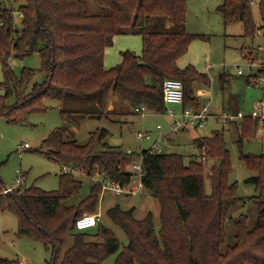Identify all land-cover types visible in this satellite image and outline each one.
Returning a JSON list of instances; mask_svg holds the SVG:
<instances>
[{
  "label": "trees",
  "instance_id": "1",
  "mask_svg": "<svg viewBox=\"0 0 264 264\" xmlns=\"http://www.w3.org/2000/svg\"><path fill=\"white\" fill-rule=\"evenodd\" d=\"M255 1L224 0L218 8L225 26L242 23L244 37L252 42L258 32L264 36V0H259L260 27L253 19ZM15 2L22 15L20 28L15 25L14 12L0 6V63L7 84L5 96H0V117L19 123L30 114L44 112L46 100L58 102L64 124L57 132L68 134L71 140L59 143L54 159L62 166L82 170L90 179L99 174L128 185L132 174L123 170L122 164L129 155L106 142L112 134L108 130L91 133L87 144L78 145L73 129L80 128L83 120L108 118L113 114L109 110L112 100L128 104L133 111L146 106L151 112L164 114L163 84L167 79L182 82L184 105L186 99L197 101L189 96V86L197 80L207 83V77L194 66H178L193 41L206 39L187 31L188 0ZM93 2L97 12L92 9ZM128 35L142 38V54L125 51L120 64L105 69L107 49L117 36ZM35 54L41 58L40 71L46 80L27 93L36 71L24 69L18 78L10 60ZM12 96L17 100L10 106L7 100ZM257 126L251 118L243 122L238 140L241 150L244 140L256 135ZM196 144L205 151L207 161L216 162L208 175L201 157L186 165L180 154L141 152L143 184L160 204V227L152 213L139 220L135 208L112 207L107 216L127 237L122 248L119 238L103 222L93 234L77 229L76 222L85 213L97 212L102 189L92 184L88 196L69 205L82 189V182L72 175L62 173L57 191L22 187L1 194L0 214L11 212L17 217V237L44 244L51 255L45 264H104L115 255V264H264V155H242L247 169L256 174L248 183L257 191L256 196L243 197L237 183L231 181L233 168L224 134L199 138ZM206 177L210 194L205 189ZM4 188L0 186V192ZM248 205L257 208L253 228L246 215L231 214L234 208ZM227 225L234 232L230 244ZM0 264L19 261L0 257Z\"/></svg>",
  "mask_w": 264,
  "mask_h": 264
},
{
  "label": "rangeland",
  "instance_id": "2",
  "mask_svg": "<svg viewBox=\"0 0 264 264\" xmlns=\"http://www.w3.org/2000/svg\"><path fill=\"white\" fill-rule=\"evenodd\" d=\"M224 0H188L187 2V31L190 34L206 36L205 40L196 39L192 42L188 53L182 57L178 66L185 69L194 66L196 70L207 77L208 82L197 80L189 86V96L197 99L191 103L186 99V107L193 105L203 106L210 103L212 114H237L243 113L249 116L257 104L264 100V83L262 80H254L256 70L250 68L251 60L260 62L264 58V36L259 33L252 42L244 37V25L237 23L226 27L223 16L218 8ZM93 11L97 12V5L93 2ZM0 6L14 12L15 25L20 28L22 18L19 13V4L15 0H0ZM253 19L258 27L262 25L259 0L252 5ZM125 51L141 55L143 51L142 38L139 36H117L112 47L107 49L104 65L111 69L120 64L121 53ZM253 57V58H252ZM109 65H112L109 67ZM10 66L16 77L20 78L24 69L36 71L33 81L30 83L27 93L36 84H43L45 75L40 71L42 66L38 54L24 59L11 58ZM242 71L243 75H239ZM253 77V78H252ZM251 84L248 85V80ZM6 78L0 63V96L6 94ZM12 86V85H11ZM16 96L8 98L7 103L13 106ZM114 101V100H113ZM59 103L46 100L44 112L33 113L19 123H10L5 117H0V186L13 187L17 179L23 180V188H37L45 192L57 191L60 188V176L62 164L54 159V153L58 150L61 141H70L68 134H61L57 130L63 126ZM114 106V107H113ZM164 114H156L148 110L144 116L134 113L126 104L114 101L109 108H114L113 114L101 120H83L80 128H74L78 145H85L90 140L91 133H100L108 130L112 135L106 142L113 147L121 149L124 154L129 150L137 156L144 150H149L160 136H166L175 140V143H161L164 153L180 154L184 156L186 165L196 156L205 161V173L208 175L215 161L206 160L204 152L199 150L194 140L198 137H212L215 133L224 134L227 148L230 151L233 173L231 181L236 182L238 192L243 197L256 196L257 191L250 178L256 176L250 172L242 155H264V125L257 126L256 134L251 139H245L242 150L238 140L242 132V122L237 125H223L215 118L210 117L203 128L197 130L180 131L172 133L173 119L168 115L174 110L179 116L183 111V104H166ZM111 110V111H112ZM129 110V112H127ZM149 124V127H145ZM161 127V130L159 128ZM139 132L151 134L150 140H139ZM171 143V144H170ZM29 145L28 149L23 146ZM169 144V145H168ZM47 154V155H46ZM195 157V158H196ZM136 158V157H135ZM131 162L130 157L123 161V170H127ZM82 182V189L78 196L73 197L68 204L73 205L89 195L92 179L85 175L75 176ZM205 189L211 193L210 180L206 177ZM102 196V194H101ZM102 199V200H101ZM121 208L136 207V218L144 219L148 213L154 215L157 228L160 227V204L148 191L139 197H118L112 194H104L100 198V204L96 213L102 214L103 225L111 229L121 241V248L127 244L125 233L116 227L107 216V211L116 205ZM233 217L246 215L249 219V227L253 228L257 219V208L254 205L236 207L231 212ZM96 226L86 229L84 232L93 234ZM18 231V219L11 212L0 214V233L2 244L0 245V257L9 260L25 261L26 264H45L50 260V253L44 244L27 238L16 236ZM227 244L233 241V229L227 225ZM72 240L67 247L71 246ZM116 255L110 257L104 264H115ZM93 264V263H90Z\"/></svg>",
  "mask_w": 264,
  "mask_h": 264
},
{
  "label": "built area",
  "instance_id": "3",
  "mask_svg": "<svg viewBox=\"0 0 264 264\" xmlns=\"http://www.w3.org/2000/svg\"><path fill=\"white\" fill-rule=\"evenodd\" d=\"M21 18L22 15L20 14ZM264 50V48L262 49ZM264 56V55H263ZM250 68L255 71L256 77L254 80H262L264 83V58L260 62H255L251 60ZM239 75H243L242 71H238ZM264 90V86H263ZM163 95L164 102L166 104L178 105L184 104V86L181 81L175 79H167L163 84ZM136 114H141L142 116L148 111L146 106H139L134 109ZM172 119L171 129L172 133H179L180 131H188V130H197L199 128H203L208 119L210 117L215 118L217 121L222 123L223 125H237L243 123L246 119L251 118L255 120L259 126L264 125V100L259 102L254 109V111L249 115L245 116L243 113L237 114H229V113H221V114H212L210 112V103L205 104L201 107H184L183 111L179 116L176 115L175 111H169L168 114ZM161 130V127L159 128ZM137 138L139 140H150L151 134L145 132H139ZM169 142V139L166 136L161 135L159 140L153 144V146L149 149L155 154L164 153L163 148L161 147V143ZM25 149L29 148L28 144L23 146ZM205 153V151H204ZM127 155L132 156L133 153L129 150ZM127 170L132 174V179L130 183L126 186L120 185L118 182H114L111 179H105L99 174H97L92 179L93 185H99L102 189V196L104 194H112L118 197H139L144 194L145 187L143 184V178L145 176V170L143 166V156L141 154L137 155L134 160L130 163ZM63 174L67 175H85V172L78 168H73L70 166H63L62 168ZM24 185L23 180L17 179L16 184L13 187L4 188L0 195H6L8 193L13 192L19 188H22ZM102 200V199H101ZM100 222H102V214L94 213L88 214L85 213L80 219L76 222V227L79 231H85L88 228L97 226ZM19 264H26L25 261H19Z\"/></svg>",
  "mask_w": 264,
  "mask_h": 264
},
{
  "label": "crops",
  "instance_id": "4",
  "mask_svg": "<svg viewBox=\"0 0 264 264\" xmlns=\"http://www.w3.org/2000/svg\"><path fill=\"white\" fill-rule=\"evenodd\" d=\"M106 52H107V51H106ZM252 58H253V57H252ZM121 61H122V60H121ZM121 61H120V62H121ZM118 64H119V63H118ZM110 66H112V65H109V67H110ZM107 68H108V67L105 65V69H107ZM252 78H253V77H252ZM250 84H251V83H250ZM250 84H248V85H250ZM113 102H114V101L112 100V101H111V104H113ZM124 106H125V105H124ZM183 106H185V105L183 104ZM201 106H202V105L199 103V105H197V106H195V107H201ZM113 107H114V106H113ZM192 107H194V106H192ZM112 111H114V108H113ZM145 127H149V124H145ZM260 133H261V130H259V132H258L256 135H259ZM199 138H200V137H198V138H196V139L194 140V143H195L196 146H197V144H196V140L199 139ZM168 139H169V138H168ZM172 141H174L173 143H175V140L169 139V142H172ZM170 144H171V143H170ZM168 145H169V144H168ZM198 149H199V148H198ZM199 150H200V149H199ZM128 157H130V156H128ZM135 157H136V156H135ZM135 157H132V156H131V157H130L131 161L134 160ZM195 157H196V156H195ZM195 157H194V158H195ZM196 158H197V157H196ZM129 165H130V163L128 164V166H129ZM122 166H123V165H122ZM118 205H119V204H118ZM119 206H120V205H119ZM120 207H121V206H120ZM133 208L136 209V207H133ZM122 209H123V208H122ZM129 209H131V208H127V209H124V210H129ZM136 210H137V209H136Z\"/></svg>",
  "mask_w": 264,
  "mask_h": 264
},
{
  "label": "water",
  "instance_id": "5",
  "mask_svg": "<svg viewBox=\"0 0 264 264\" xmlns=\"http://www.w3.org/2000/svg\"><path fill=\"white\" fill-rule=\"evenodd\" d=\"M109 110L111 111V110H112V108H109Z\"/></svg>",
  "mask_w": 264,
  "mask_h": 264
}]
</instances>
